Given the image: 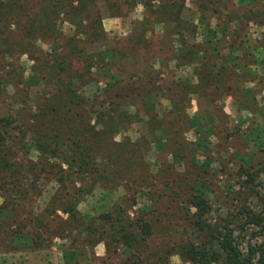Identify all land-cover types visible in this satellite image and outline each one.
Here are the masks:
<instances>
[{
  "label": "trees",
  "instance_id": "trees-1",
  "mask_svg": "<svg viewBox=\"0 0 264 264\" xmlns=\"http://www.w3.org/2000/svg\"><path fill=\"white\" fill-rule=\"evenodd\" d=\"M139 3L144 12L138 31L133 29L112 47H106L98 0H0V71L8 69L0 75V90H6L5 81L10 84V79L18 75L10 60L16 53L27 54L35 61L32 71L37 79L53 84L51 100L35 101L23 88L15 117L0 116V190L6 185L18 191L23 178L19 173L21 163L16 160L22 152L36 170L57 185L49 206L65 218L59 216L61 222L53 230L46 229L49 237L67 238L80 232L83 245L103 242L109 248L115 242L130 254H136L133 249L154 232L148 218L150 205H140L139 213L131 214L130 209L137 204L133 198L129 205L116 203L85 218L80 203L94 185L111 175L106 171L112 172V177L105 179L112 180L113 185L132 182L136 193L143 195L142 187L150 171L141 151L153 146L161 149L168 145L172 170L175 165L181 166L182 149L189 142L185 133L191 129L197 133L212 130L207 113L189 111L192 100L208 102L231 89L227 83L230 68L222 63L225 59L213 56L219 55V49L212 43L218 34L240 37L250 24L264 27V0H195L196 19L184 17L186 0H104V7L108 16L121 17ZM212 19H217L214 26ZM65 24L69 34L62 28ZM152 26L172 29L169 47L177 50L167 58L166 65L175 61L177 68L195 66L192 74L171 75L164 80L150 69L143 78L131 74L127 80L120 73H113L105 79L104 71L129 56V50L146 49L150 42L146 32ZM198 32L206 33L208 38L195 42ZM187 35L189 39L185 40ZM37 42L46 43L47 50L38 48ZM258 52L262 53L259 61L264 62V45ZM100 77L105 79L100 88L92 96L84 94L81 87L86 89L90 81L98 82ZM161 99L168 105L163 110L157 107ZM132 123L143 128L138 139L124 136L116 141V135ZM32 151L36 160L30 157ZM193 163L197 164V160ZM172 170L166 187L174 194L177 183L186 188L184 202L201 235L200 243L180 242L172 246L173 252L195 264H264V248L252 259L234 245L230 231L215 233L210 229L205 218L211 211L208 186L200 181L192 184L189 176L178 177ZM6 207L7 204H0V215ZM45 214L46 211L40 214L42 218H36L38 228L47 227L40 221ZM10 227L4 230L14 234ZM29 237L34 246L43 241L39 231ZM170 249L166 250L167 255ZM77 252L75 248L64 250V264H75Z\"/></svg>",
  "mask_w": 264,
  "mask_h": 264
},
{
  "label": "rangeland",
  "instance_id": "rangeland-1",
  "mask_svg": "<svg viewBox=\"0 0 264 264\" xmlns=\"http://www.w3.org/2000/svg\"><path fill=\"white\" fill-rule=\"evenodd\" d=\"M98 4L106 33V47H112L117 39L127 36L133 29L138 31L144 12L141 3L121 17L108 16L104 0H98ZM184 10L185 18L196 19L195 0H186ZM216 21L217 19H212L211 24L214 26ZM62 28L67 34L70 33L67 24L62 25ZM150 28L146 32L150 40L146 49L129 50V56L104 71L105 79L111 78L113 73H120V76L127 80L131 74L143 78L150 69H153L154 75L164 80L174 74H188L189 69L176 72L173 69V61L166 65V60H169L167 58L177 50L169 47V43L172 44V36L166 32L169 26ZM196 35L208 38L206 33L198 32ZM217 36V41L212 44L217 45L219 54L224 55L228 62L226 63L230 66L227 83L231 85L229 92L234 98L221 100L216 96L208 102L193 101V108L189 110L194 112L196 104L201 115L207 113L210 118L208 124L212 123V130L197 133L191 129L185 133L189 142L182 149L184 163L181 166L175 165V170H172L171 156L167 153L168 145L161 149L153 146L145 152L141 151L145 167L150 171V176L142 187L143 195L136 193L135 183L129 182L125 186L113 185L112 180L105 179L111 178L112 172L106 171L105 174L111 175L94 185L91 193L85 196L79 205L85 218L97 215L101 210L105 211L116 203L129 205L133 198L137 204L130 209L131 214L139 213L137 208L140 205H150L148 218L153 223L154 232L144 244L133 249L136 254H130L115 242H112L109 248L103 242L83 245L79 240L80 232L67 238L49 237L46 229L53 230L61 222V218H65L59 211L52 212L49 206L57 185L44 173L36 170L33 163L27 161V156L20 152L16 161L21 163L19 173L23 182L18 193L6 185L0 190V204H7L0 215V264H64L63 251L74 248L78 250L75 253L76 258L73 259L75 264H195L173 252L175 249L172 246H177L180 242L200 243L201 235L196 231L184 202L188 193L186 188L177 183L174 185V192L177 194H174L166 187V180L172 176L171 170L178 177L189 176L192 184L200 181L208 186L206 191L210 198L211 211L205 218L210 224V229L216 231L215 233L230 231L234 245L244 256L252 259L258 256L259 250L264 248V68L256 69L257 73L253 74V69L241 71L237 66L253 63L259 56L253 50L255 44L264 45V27L250 24L240 32V37L232 38L220 34ZM183 38L187 40L189 36ZM37 44L38 48L47 50L46 43ZM230 44L239 49L232 51ZM118 47L123 49V46ZM213 56H217L216 59L220 57L217 54ZM234 57L240 58V63L236 66L231 65ZM214 58L213 61L216 60ZM10 60L18 75L10 79V84L5 81L6 90H0V116L11 114L15 117V110L19 107L18 98L23 88L29 91L35 101L42 102L44 99L53 98V84H46L33 75L32 66H35V61L30 60L27 54L19 53L14 54ZM6 70L8 69L3 68L0 75L3 76ZM105 79L100 77L98 82L93 79L86 89H81L84 94L92 96ZM99 101L98 99L93 102L97 104ZM167 106V101L161 99L157 107L163 110ZM141 132L143 128L137 123H132L117 134L115 140H123L124 136L136 140ZM173 148L176 150V145L173 144ZM30 157L36 160L35 152L32 151ZM195 160L197 164L193 163ZM44 211L46 217L39 220L47 223V227L45 225V228H38L36 218H40ZM190 211L193 212L194 209ZM9 225L14 234L4 230L9 228ZM214 227H217L216 230ZM38 231L41 232L43 241L40 246H34L30 243L29 236ZM170 247L171 253L167 255L166 250Z\"/></svg>",
  "mask_w": 264,
  "mask_h": 264
},
{
  "label": "crops",
  "instance_id": "crops-1",
  "mask_svg": "<svg viewBox=\"0 0 264 264\" xmlns=\"http://www.w3.org/2000/svg\"><path fill=\"white\" fill-rule=\"evenodd\" d=\"M171 28L169 27V28H167L166 29V32H168V33H170V35H171ZM199 35V34H198ZM203 39H206V38H204V36H197L196 35V38H195V42L196 41H202ZM256 42H257V40H256ZM256 48H258V49H256ZM260 49H262V45H260V44H255V46H254V50H253V52H256L257 53V55H259V56H262V53L261 52H258ZM235 49L233 48L232 49V51H234ZM220 55V60H223L224 59V55L223 54H219ZM259 56H257L256 58H255V60L253 61V63H250V64H244V65H238L240 62V58H235L234 57V59L232 60L233 62L231 63V65L232 66H236V65H238L237 67L239 68V69H241V71H246V70H249V69H253V70H251L252 72H253V74H256L257 73V71H256V69H261V68H264V62H260L259 61V59H258V57ZM227 61H223L222 63L224 64V65H226L228 68L230 67V66H228V62L226 63ZM173 69H175V71L177 72V70H179V71H185L186 69H189V72H188V74L187 75H190V74H192V70L194 69V67L195 66H192V65H184V66H180V67H176V63H175V61H173ZM244 69V70H243ZM238 71V70H237ZM248 73V72H247ZM186 73H184L183 75L182 74H178V75H180V76H184ZM175 75V74H174ZM234 98V95L233 94H231L229 91H226L225 93H222L220 96L218 95V98L219 99H221V100H223V99H225V98ZM193 101H196V99L194 98L193 100H192V102ZM191 108H193V104H192V106H191ZM244 109V108H243ZM191 110V109H190ZM195 110H197V106H196V104H195V109H193V111L195 112ZM193 113V112H192Z\"/></svg>",
  "mask_w": 264,
  "mask_h": 264
}]
</instances>
